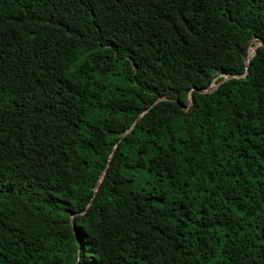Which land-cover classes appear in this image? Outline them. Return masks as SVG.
Here are the masks:
<instances>
[{
    "label": "trees",
    "instance_id": "obj_1",
    "mask_svg": "<svg viewBox=\"0 0 264 264\" xmlns=\"http://www.w3.org/2000/svg\"><path fill=\"white\" fill-rule=\"evenodd\" d=\"M0 264H264V0H0Z\"/></svg>",
    "mask_w": 264,
    "mask_h": 264
},
{
    "label": "water",
    "instance_id": "obj_2",
    "mask_svg": "<svg viewBox=\"0 0 264 264\" xmlns=\"http://www.w3.org/2000/svg\"><path fill=\"white\" fill-rule=\"evenodd\" d=\"M257 44H260V43L258 42V43H255V44H254V51H255V47H256ZM253 53H254V52H253ZM251 56H252V55H251ZM251 56H249V58H250ZM248 62H249V59L246 60V65L248 64ZM226 77H227V76H224V78H223L221 81H219L218 84H219L220 82H222L224 79H226ZM209 87H210V86H209ZM206 90H207V89H206ZM206 90H205V91H206ZM188 103H189V104L191 103V95L188 97ZM181 106L183 107L182 104H181ZM73 225H74V224H73Z\"/></svg>",
    "mask_w": 264,
    "mask_h": 264
},
{
    "label": "bare ground",
    "instance_id": "obj_3",
    "mask_svg": "<svg viewBox=\"0 0 264 264\" xmlns=\"http://www.w3.org/2000/svg\"><path fill=\"white\" fill-rule=\"evenodd\" d=\"M253 52H254V46L252 45V46L250 47V49H249V56H251V55L253 54ZM213 82H214V81H213ZM213 82H212V84H211V87L217 85L216 82H215V83H213Z\"/></svg>",
    "mask_w": 264,
    "mask_h": 264
},
{
    "label": "clouds",
    "instance_id": "obj_4",
    "mask_svg": "<svg viewBox=\"0 0 264 264\" xmlns=\"http://www.w3.org/2000/svg\"><path fill=\"white\" fill-rule=\"evenodd\" d=\"M226 78H227V77H226ZM215 79H216V78H215ZM215 79H214V80H215ZM217 85H218V82H217ZM217 85H216V86H217ZM216 86H215L214 88H212V89H215V88H216ZM212 89H211V90H212Z\"/></svg>",
    "mask_w": 264,
    "mask_h": 264
},
{
    "label": "rangeland",
    "instance_id": "obj_5",
    "mask_svg": "<svg viewBox=\"0 0 264 264\" xmlns=\"http://www.w3.org/2000/svg\"><path fill=\"white\" fill-rule=\"evenodd\" d=\"M251 46H252V45H251ZM253 46H254V44H253ZM249 49H250V48H249ZM213 83H215V81H214ZM216 84H217V83H216ZM214 87H215V86L211 87V89L214 88Z\"/></svg>",
    "mask_w": 264,
    "mask_h": 264
}]
</instances>
